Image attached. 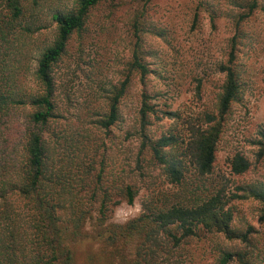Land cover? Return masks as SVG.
<instances>
[{
  "label": "rangeland",
  "instance_id": "374dc122",
  "mask_svg": "<svg viewBox=\"0 0 264 264\" xmlns=\"http://www.w3.org/2000/svg\"><path fill=\"white\" fill-rule=\"evenodd\" d=\"M248 1L104 0L91 10L83 31L71 37L52 73L59 117L52 124L51 135L59 140L73 134L81 141L88 137L97 144L104 141L109 152L105 170L109 181L135 183L138 193L134 202L113 205L109 222H128L139 216L146 204H161L163 194L169 195L172 202L184 198L183 190L170 182L163 166L153 164L149 152L138 162L143 92L154 106L145 131L152 138L174 135L175 153H181L193 131L204 124L205 112L216 109L225 78L219 66L228 59L236 20L246 11L243 5ZM258 1V7L241 25L244 34L236 59L241 95L227 116L214 171L200 178L190 158L183 159L190 189L196 190L195 194L188 192L186 199L220 192L226 207L233 210V229L237 233L251 229L256 244L253 252L264 261L262 203L257 198L236 197L244 193L239 187L264 189V158H258L257 143L264 131V0ZM74 6L75 0H48L42 16L45 27L30 39L31 54L25 59L28 66L20 79L27 92L39 89L34 75L37 58L55 38L50 11H68ZM139 38L138 47L149 73L144 82L140 72L132 74L131 85L121 101L119 120L111 128V138L106 139L98 120L107 108L113 86L128 73ZM29 109L27 104L26 110L17 111L8 131L16 148L22 147ZM235 153L250 159L248 172H233L230 160ZM96 216L95 212L88 218L86 231L92 232L97 226ZM97 248L96 244L78 243L75 264H90L87 254ZM245 248L239 238L230 241L223 233L201 227L177 251L182 254L177 264H213L223 250Z\"/></svg>",
  "mask_w": 264,
  "mask_h": 264
},
{
  "label": "trees",
  "instance_id": "16d2710c",
  "mask_svg": "<svg viewBox=\"0 0 264 264\" xmlns=\"http://www.w3.org/2000/svg\"><path fill=\"white\" fill-rule=\"evenodd\" d=\"M103 1L75 0L68 11H50L55 38L39 52L34 69L39 89L29 93L20 79L28 66L25 59L31 54L30 39L45 27L42 16L48 0H0V264H75V246L80 242L99 246L87 254L90 264H177L182 255L177 251L201 227L223 233L230 241L239 238L246 245L242 250H223L213 264H264L253 252L256 244L251 229L242 233L233 229V210L226 207L220 192L186 199L188 192L195 194L196 190L190 189L183 159L190 158L200 178L214 171L227 116L241 95L236 66L244 34L241 25L259 1L249 0L243 5L246 11L236 20L228 59L219 66L225 78L216 109L205 112L204 124L193 131L181 153H175L174 135L152 138L145 131L154 106L143 92L138 162L149 152L152 163L163 166L170 182L183 190L184 198L172 202L169 195L163 194L161 204H146L139 216L126 223L109 222L112 206L122 201L133 203L138 189L130 181H109L106 143L97 144L89 137L81 141L73 134L63 140L52 139L51 135L52 124L59 117L54 66L66 53L73 34L85 28L91 10ZM137 23L135 20L134 25ZM140 39L128 73L113 86L107 108L98 120L106 139L111 138V128L119 120L121 101L131 85L132 74L140 72L144 82L149 73L138 47ZM27 104L31 109L26 113L23 143L16 148L8 131L17 111L26 110ZM257 143L258 158L263 159L264 131ZM230 163L236 174L248 172L252 165L242 153H235ZM239 188L244 193L236 197L261 201L260 218L264 221V189ZM95 212L97 226L92 232L86 231L87 220Z\"/></svg>",
  "mask_w": 264,
  "mask_h": 264
}]
</instances>
